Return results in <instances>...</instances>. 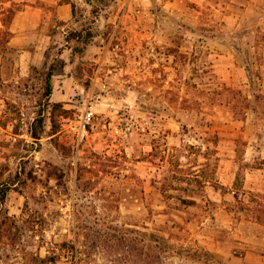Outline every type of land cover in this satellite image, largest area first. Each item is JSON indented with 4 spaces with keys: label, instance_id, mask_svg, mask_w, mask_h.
<instances>
[{
    "label": "rangeland",
    "instance_id": "rangeland-1",
    "mask_svg": "<svg viewBox=\"0 0 264 264\" xmlns=\"http://www.w3.org/2000/svg\"><path fill=\"white\" fill-rule=\"evenodd\" d=\"M52 1L0 0V264H264L261 6ZM35 6L59 28L19 74Z\"/></svg>",
    "mask_w": 264,
    "mask_h": 264
},
{
    "label": "crops",
    "instance_id": "crops-1",
    "mask_svg": "<svg viewBox=\"0 0 264 264\" xmlns=\"http://www.w3.org/2000/svg\"><path fill=\"white\" fill-rule=\"evenodd\" d=\"M188 1L201 4L203 0ZM254 4H259L262 8V12L255 16H264V0H246V5ZM51 6L54 7L57 21H67L70 18L71 10L68 4L56 3L54 0ZM51 17L41 6L23 9L14 14L8 25L11 37L7 42L9 48L15 51L13 72L19 70V74H22L28 69L29 64L37 66L41 59H44L45 48L50 41L51 34L54 29L59 28ZM4 55L5 53H0V77L3 70L1 58Z\"/></svg>",
    "mask_w": 264,
    "mask_h": 264
},
{
    "label": "built area",
    "instance_id": "built-area-1",
    "mask_svg": "<svg viewBox=\"0 0 264 264\" xmlns=\"http://www.w3.org/2000/svg\"><path fill=\"white\" fill-rule=\"evenodd\" d=\"M93 118L92 106L87 103L82 111L75 114L73 120H66L70 129H73L77 142L83 141L87 136V128Z\"/></svg>",
    "mask_w": 264,
    "mask_h": 264
},
{
    "label": "trees",
    "instance_id": "trees-1",
    "mask_svg": "<svg viewBox=\"0 0 264 264\" xmlns=\"http://www.w3.org/2000/svg\"><path fill=\"white\" fill-rule=\"evenodd\" d=\"M5 36H10V33H5ZM46 89H47V91H46L47 95L50 94V84H49L48 81H47V84H46ZM8 189L9 188L7 186H3V187L0 188V202L3 201V199L5 197V194L8 191Z\"/></svg>",
    "mask_w": 264,
    "mask_h": 264
}]
</instances>
